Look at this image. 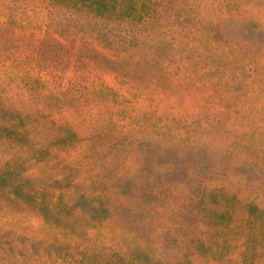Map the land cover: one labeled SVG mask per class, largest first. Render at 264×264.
Listing matches in <instances>:
<instances>
[{"label": "rangeland", "instance_id": "obj_1", "mask_svg": "<svg viewBox=\"0 0 264 264\" xmlns=\"http://www.w3.org/2000/svg\"><path fill=\"white\" fill-rule=\"evenodd\" d=\"M0 264H264V0H0Z\"/></svg>", "mask_w": 264, "mask_h": 264}]
</instances>
